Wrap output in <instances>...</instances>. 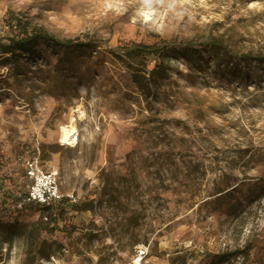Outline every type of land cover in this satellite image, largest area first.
<instances>
[{
  "label": "rangeland",
  "instance_id": "obj_1",
  "mask_svg": "<svg viewBox=\"0 0 264 264\" xmlns=\"http://www.w3.org/2000/svg\"><path fill=\"white\" fill-rule=\"evenodd\" d=\"M11 11L86 45L0 54V208L29 156L75 197L2 215L36 239L0 240V264H264V62L238 57L264 55V0H0V36ZM160 39L191 59L145 96L121 49ZM234 249L248 257H220Z\"/></svg>",
  "mask_w": 264,
  "mask_h": 264
},
{
  "label": "trees",
  "instance_id": "obj_2",
  "mask_svg": "<svg viewBox=\"0 0 264 264\" xmlns=\"http://www.w3.org/2000/svg\"><path fill=\"white\" fill-rule=\"evenodd\" d=\"M6 34L0 36V54H9L10 56L34 55L42 46H60L62 48H75L86 45L85 42L77 38L58 39L49 34L45 28L39 25L31 24L25 17L18 12H8L5 17ZM207 46L212 50L228 51V47L220 39H211ZM238 57L247 60L254 58L264 62V55L257 54L251 56L248 53L238 54ZM171 59H191V49L187 43L173 44L163 39L151 44L136 43L125 45L121 49V60L127 63L131 69L134 67H146L147 75L138 76L135 72L133 77L140 91L145 96L149 93V87L154 83L155 78H162L167 74V62ZM148 63H153L150 67ZM136 70V69H135ZM65 200L59 204V210L62 209ZM46 209H51L45 206ZM29 225H17L11 222H2L0 220V240L10 241L13 237L24 236L30 243L35 241V236L26 229ZM53 226L48 231L52 232ZM220 257L225 260L241 257H248L247 249H234L223 252Z\"/></svg>",
  "mask_w": 264,
  "mask_h": 264
},
{
  "label": "built area",
  "instance_id": "obj_3",
  "mask_svg": "<svg viewBox=\"0 0 264 264\" xmlns=\"http://www.w3.org/2000/svg\"><path fill=\"white\" fill-rule=\"evenodd\" d=\"M24 175L27 179L26 191L16 200L5 203L0 208V219L4 214L20 211L29 205L47 206L51 209L57 207L65 200V203H72L75 197L72 194H62L57 185V172L45 169L36 156H29L23 160ZM47 219V217H44ZM145 254L143 250L138 251V256ZM51 260L53 256H50Z\"/></svg>",
  "mask_w": 264,
  "mask_h": 264
},
{
  "label": "bare ground",
  "instance_id": "obj_4",
  "mask_svg": "<svg viewBox=\"0 0 264 264\" xmlns=\"http://www.w3.org/2000/svg\"><path fill=\"white\" fill-rule=\"evenodd\" d=\"M76 115L72 112L70 114V118L68 123L63 124L60 127V142L66 146L74 147L77 144V128H76V120L85 119V111L82 109H75Z\"/></svg>",
  "mask_w": 264,
  "mask_h": 264
}]
</instances>
